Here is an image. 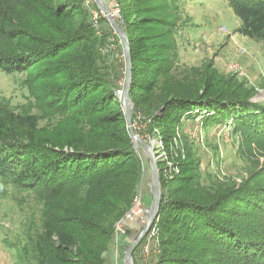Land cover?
Returning a JSON list of instances; mask_svg holds the SVG:
<instances>
[{
	"label": "trees",
	"instance_id": "obj_1",
	"mask_svg": "<svg viewBox=\"0 0 264 264\" xmlns=\"http://www.w3.org/2000/svg\"><path fill=\"white\" fill-rule=\"evenodd\" d=\"M163 1L159 10L177 0ZM226 1L241 21L237 32L264 43V0ZM29 6L37 8L33 21L23 17V11ZM46 7L42 0H0L2 71L29 72L37 60L58 57L57 49L70 44L84 46L74 40L75 31L70 34L63 28L72 17L58 12L49 14ZM158 9L155 6L154 15L127 22L126 8L122 6L124 28L131 45V98L135 113H159L156 119L162 121L174 109L183 115L206 104L216 109L211 122L231 119L233 129L240 132L247 149L252 150L255 143L264 151V101L256 98L252 90L241 91L243 84L233 88L226 84L210 96H198L197 91L204 90L206 94L225 80L208 68L202 75L189 69L191 74L174 79L177 64L172 52L177 19L175 16L163 18L156 14ZM158 26L166 30L154 37L145 33L150 27ZM57 31L64 34L54 42ZM161 39L165 41L159 42ZM14 40L27 42L12 44ZM33 41L37 47L29 46ZM162 51L167 52L162 54ZM96 60L98 57L81 52L75 58V73L62 76L72 80L86 73V83L91 86L84 89L85 95H77L76 86L71 94L72 88L67 84V90L52 91H61L62 95H49L62 109H72L74 128L67 135L47 138L41 144L37 137V115L13 114L7 120L0 119V185L33 190L44 202L41 243L44 258L39 264H48L49 255L53 264H103L102 254L112 235V223L133 200L141 176V159L126 127L121 102L115 97L116 88L105 80L104 74L97 73V78H92L91 68L92 64L96 67ZM99 82H106L111 88L98 90ZM69 100L71 106H67ZM253 179L255 174L251 176ZM262 180L263 177L259 179ZM261 182L223 193L208 192L197 185L195 189L192 185L187 187L189 196H175L185 191L182 186L175 188L170 197L163 194L159 215L152 226H158L159 230L160 252L155 264H264V186ZM67 195L73 201L64 204ZM180 220L184 222L180 224ZM181 250L201 255L205 262H197L188 254L180 256Z\"/></svg>",
	"mask_w": 264,
	"mask_h": 264
},
{
	"label": "rangeland",
	"instance_id": "obj_2",
	"mask_svg": "<svg viewBox=\"0 0 264 264\" xmlns=\"http://www.w3.org/2000/svg\"><path fill=\"white\" fill-rule=\"evenodd\" d=\"M104 1L106 4L108 3V0ZM42 2L47 6L46 10L49 14L52 12L55 15L58 12L63 16L72 17V21L66 22L63 28L70 34L75 31L74 40L84 46L78 48L76 45L70 44L64 49H57L60 53L58 57L37 60L34 66L29 69V72L7 73L0 69V119L7 120L13 114L21 116L37 115V137L40 139L41 144L45 143L47 138L67 135L74 128V121L71 120L72 116L70 114L72 109L68 108V111L62 109L49 95H62L61 91L56 93L52 91L56 88H66L67 90L65 84L72 88L71 94L74 93L73 88L76 86L77 95H85L84 89L91 86L86 83L88 80L86 73L78 75V78L72 80L62 77L66 73H75L74 70L77 67L75 58L81 52L92 57H98V60L95 61L96 67L92 64V78H97V73L104 74L106 76L105 80L111 82L116 89L122 86L125 79V58L121 39L113 26L107 22L108 17L103 13L96 0H42ZM118 2L126 8L127 22L137 20L139 16L154 15L155 6L158 9L160 5L164 4L163 0H147L146 2L118 0ZM205 9L219 13L224 11L225 16L218 18L219 20L216 19L212 25L214 29L219 26L221 34L213 36L215 41L212 46L210 43L199 46L200 52L193 57L197 58L196 62H190V64L195 65L182 64L177 53V44H174L172 53L177 64L174 79L186 77L192 73L191 71L202 75L205 74L204 71L208 68V70H214L218 76H224L225 80L218 82L219 86L211 91H206V94L203 93L204 90H201V93L197 91L198 96H210L224 88L226 84H230V88L243 84L241 91L252 90L257 94L258 99L264 101V43L253 40L255 42L253 43L254 46H236L235 50H237L238 58L243 57L241 60L233 59L230 54L234 47H230L229 44L225 47L224 44L232 37V32H235L238 26L237 20L240 21V19L233 13L231 8L216 1L208 3L207 8L199 3L191 6L189 10L194 15L199 16L200 12L206 11ZM36 10L33 6H29L23 11V17L33 21ZM96 10L101 11L106 16L102 15L98 25L92 21ZM179 13L180 11H177L173 1L168 2L167 7L163 10L158 9L156 12L165 19L175 16L176 19L180 20L182 19L181 14L188 15V11L185 9ZM164 24L167 29V21ZM150 29L145 33L152 37L166 30L162 29V26H158V28L150 27ZM62 34L64 33L57 31L56 35L54 32V42L61 40ZM211 36L209 33L208 37ZM200 39L203 43L201 37ZM158 41L164 42L165 40ZM26 42L14 40L12 44ZM152 42H149V44H152ZM29 46L37 47L38 45L33 41L29 43ZM207 49L208 53L206 54ZM166 52L162 51L160 53L165 54ZM172 53L170 54L172 55ZM218 54L226 56L224 63L219 59ZM248 59L254 62L255 68L247 65ZM102 88L111 87L106 82L102 84L99 82L98 90ZM71 102L69 100L67 106H71ZM205 105L202 104L190 110V112L194 111L198 115V118H195L197 121L193 126L191 125V129L186 123L185 115H182L178 109L170 111L172 115L162 121L156 119L159 113L145 115L143 112L135 113L136 110L133 109L134 131L147 143H151L153 140L157 143L156 154L162 190L166 197H170V193L172 194L178 186L185 188V191L175 195L179 198L189 196L190 194H186L187 187L192 185L195 186V189L197 185L199 188L206 189L205 191L208 190V192L217 190L223 193L226 190L242 187L246 184L258 185V182H261L259 179L264 178V153L262 154L264 151H260L255 143L252 144V150L247 149V143L242 139L240 132H235L233 129L231 119L228 121L222 119V123L211 122L212 118L216 116V109ZM72 107L73 109L76 108L75 105H72ZM195 114L193 113V115ZM197 126L201 130L196 131ZM159 143L161 144L159 145ZM133 146L135 148L134 143ZM135 151L141 159V176L133 200L112 223V235L102 254L103 264H124L127 248L141 233L146 224V219L142 220L141 217L140 219L137 217L138 224H143L141 227L138 225L125 226L124 232L117 227V223H120L130 211L138 207L135 199L137 197L142 199L140 206L143 205L145 210H149L152 204L153 178L150 159L140 145L137 150L135 148ZM253 174H255V179L251 180ZM181 177H184L185 180L182 181ZM262 181L261 184L264 186V180ZM66 197L63 201L64 204L73 201V197L68 195ZM43 205V200L33 190L20 188L12 184L0 185V243L6 254H9L8 261L10 264H39L44 258L41 257V243H43L45 223ZM183 222V220L179 221L180 224ZM186 223L188 224V221ZM157 230L158 226L150 230L146 238L137 247L133 254V264H155L157 262V254L160 252V245L157 242L159 230ZM118 233L123 234L124 239L122 240L126 241L127 239L128 243L119 241L117 239ZM184 254H188L190 258H195L197 262H205V258L201 255H194L189 251L181 250L180 256ZM47 262L53 264L51 255H49Z\"/></svg>",
	"mask_w": 264,
	"mask_h": 264
},
{
	"label": "crops",
	"instance_id": "obj_3",
	"mask_svg": "<svg viewBox=\"0 0 264 264\" xmlns=\"http://www.w3.org/2000/svg\"><path fill=\"white\" fill-rule=\"evenodd\" d=\"M212 1H216V2H220V3H224V6H227L229 8H231L226 0H177L175 1V5L177 7V11L181 10L183 11V9L188 11V15H182V19H178L176 20V26H175V31H174V35H175V45L177 44V53L178 56L180 57V60L183 63H186L187 65H195V64H190V62H196L197 58H193L195 57L200 49V45L203 46V44H207L210 43V45L212 46L214 44V37L217 34H221L220 30H219V26L214 29L212 27L213 22L218 19V18H222L225 16L224 11L222 12H211L210 10H206L204 12H200L199 16L194 15L193 13H191V11L189 10L191 6H195L196 4L201 3L205 8H207V4L212 3ZM232 9V8H231ZM233 11V10H232ZM179 13V14H180ZM234 13V12H233ZM199 19V20H198ZM219 20V19H218ZM238 21V26L236 28V30L240 27L241 23L239 20ZM213 28V29H212ZM233 31L232 32V37L230 39H228L224 44V46L226 47L228 44L231 47H234L231 50V57L233 59H239L241 60V58L243 56H241L240 58H238V54H237V50H235L236 46H244V45H248V46H254L253 43H255L252 39L241 35L238 32ZM200 33V35H199ZM210 33L211 37H208ZM203 40V43L201 42V39ZM192 39V41H191ZM198 39V40H197ZM190 45V46H189ZM199 47V48H197ZM208 53V49L206 50V54ZM205 54V55H206ZM219 55V54H218ZM219 59L224 63V59H226V56H221L219 55ZM248 66L255 68L254 67V62H252V60L248 59ZM194 113V112H193ZM188 114V115H187ZM195 114V113H194ZM185 120L187 125H189V129H191V127L193 126V124L195 123V118H198V115H193L190 112H186L185 114ZM184 120V121H185ZM192 125V126H191ZM201 130L199 126L196 127V131ZM133 229V228H132ZM134 236V235H133ZM132 236V238H133ZM124 241L123 243H128V240H121ZM120 245V244H119ZM9 254H6V252L2 249L1 243H0V264H10L9 263Z\"/></svg>",
	"mask_w": 264,
	"mask_h": 264
},
{
	"label": "water",
	"instance_id": "obj_4",
	"mask_svg": "<svg viewBox=\"0 0 264 264\" xmlns=\"http://www.w3.org/2000/svg\"><path fill=\"white\" fill-rule=\"evenodd\" d=\"M102 11L107 15L110 24L113 26L117 34L121 39V43L123 45V53L125 58V79H124V96L122 98L121 107L126 118V127L129 130V134L132 142L135 144V148L141 147L144 148L145 154L149 157L151 163L152 170V194L153 200L150 206V209L147 212L146 224L141 231V233L133 240L132 244L127 248L124 264H133V254L140 243L146 238L149 234L152 225L156 218L159 215L161 203H162V184H161V176L160 170L158 166V158L156 154V142L147 143L144 139H142L138 133H136L133 129V121L132 114L134 109V103L131 98V90L133 85V73H132V57H131V45L130 39L126 30L114 19V17L110 14L107 5L104 0H96ZM259 96V95H258ZM258 98V97H256Z\"/></svg>",
	"mask_w": 264,
	"mask_h": 264
},
{
	"label": "built area",
	"instance_id": "obj_5",
	"mask_svg": "<svg viewBox=\"0 0 264 264\" xmlns=\"http://www.w3.org/2000/svg\"><path fill=\"white\" fill-rule=\"evenodd\" d=\"M108 5L107 8L110 12V14L114 17V19L124 28V18H123V12H122V7L120 5V3L118 2V0H108V3L106 4ZM104 13V12H103ZM101 11L96 10L92 21L98 25L99 24V20L101 19L102 15L105 16ZM106 17V16H105ZM107 22H109V20L107 19ZM110 24V22H109ZM112 26V25H111ZM223 30V28H222ZM124 96V83L122 84V86L118 89L115 90V97L116 99L120 102L122 100ZM194 111H191L190 113L193 114ZM195 113V112H194ZM153 142H156L155 140H153ZM161 143H159L160 145ZM158 145V146H159ZM135 202L137 203L138 207H135L132 211H130V213L127 214L126 218L123 219L120 223H117V227L119 230L124 232V227L128 226L130 223L128 222V220L130 218H132V216H135V214L140 211L141 209L144 211L145 208L144 206H140L142 199L137 197L135 199ZM134 202V204H135ZM144 214V213H143ZM142 216V215H141ZM135 219V218H134ZM132 221V220H131Z\"/></svg>",
	"mask_w": 264,
	"mask_h": 264
},
{
	"label": "bare ground",
	"instance_id": "obj_6",
	"mask_svg": "<svg viewBox=\"0 0 264 264\" xmlns=\"http://www.w3.org/2000/svg\"><path fill=\"white\" fill-rule=\"evenodd\" d=\"M147 212H148V210H140V211H138L136 214H135V216H132V218H130L129 220H128V222L130 223L129 225H138L139 227H141L143 224H138V218L140 219V217H141V219L142 220H144V219H146V215H147ZM143 213H145V214H143ZM142 215V216H141ZM138 217V218H137ZM134 218H137V219H134ZM132 220V221H131ZM128 225V226H129ZM117 239L120 241V240H122V239H124V235L123 234H121V233H118V235H117Z\"/></svg>",
	"mask_w": 264,
	"mask_h": 264
}]
</instances>
